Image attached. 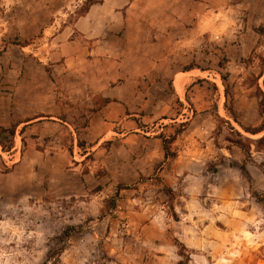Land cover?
Returning a JSON list of instances; mask_svg holds the SVG:
<instances>
[{"label": "rangeland", "instance_id": "374dc122", "mask_svg": "<svg viewBox=\"0 0 264 264\" xmlns=\"http://www.w3.org/2000/svg\"><path fill=\"white\" fill-rule=\"evenodd\" d=\"M88 1L0 0V125L9 112L62 120L16 132L10 152L0 145V264H264V147L248 159L225 122L262 136L227 109L244 126L262 122L251 85L264 88V0H93L105 3L101 33L120 11L183 40V92L158 83L154 102L147 83L117 88L130 98L113 102L133 116L112 128L93 122L100 92L77 99L80 77H64L80 44L97 45L76 28ZM161 137L174 139L176 157L165 158ZM120 185L129 189L118 196Z\"/></svg>", "mask_w": 264, "mask_h": 264}, {"label": "crops", "instance_id": "0c3cea01", "mask_svg": "<svg viewBox=\"0 0 264 264\" xmlns=\"http://www.w3.org/2000/svg\"><path fill=\"white\" fill-rule=\"evenodd\" d=\"M103 6H105L104 2L91 6L88 12L76 22V28L81 32L82 37L88 40L98 39L97 45L90 51L82 44L78 48L77 41L74 39L67 44H72V48L77 46L80 51V54L70 59L72 62H76V66H71L69 71L65 67V78L68 76L80 77V80L74 83V87L78 89L70 93L78 99L83 98L84 94H89V92H100L102 98L119 99L124 102L125 98H130V95L123 93L120 96L116 92L117 88L131 86V90L135 94L137 91L145 92L139 85L144 86L147 83L149 90L146 92L150 93L149 99L156 102L158 101L156 86L158 83L170 81L172 86L177 88L175 84L176 77L180 74L177 71L180 66V42L183 41L180 39V32L178 34L173 27H169L165 23L159 28L139 24L138 20L145 19L143 13L136 15L130 13L128 16H124L122 12L116 11L110 12L115 16L116 22H112L101 33L100 27L96 24L95 9ZM102 36L103 39H100ZM112 42H119L121 47L119 49L111 48L109 44ZM90 56H93L90 59L91 67L87 65ZM109 63L112 64V67H108ZM89 73L92 76L91 80L84 79ZM116 82L121 84L113 87L112 85ZM167 85L168 83L166 88ZM83 90L88 91L83 92ZM77 92L79 95H76ZM175 92L178 96V91ZM44 114L47 113L31 111L26 114H16L9 112L7 113L8 118L0 126L10 128L17 125L16 132L19 133L21 129H24L23 136H26L29 129L34 130L37 126L44 124L42 122L44 119L54 118L62 122L56 117H48ZM126 114L127 108L124 103L111 102L94 114L93 122H99L102 119L106 128H112V126L118 125V121L124 119ZM129 116L133 115L127 114V118ZM32 134H37V132ZM41 140H44L42 136H32L33 143H41ZM25 141L29 142V138L25 137Z\"/></svg>", "mask_w": 264, "mask_h": 264}, {"label": "trees", "instance_id": "16d2710c", "mask_svg": "<svg viewBox=\"0 0 264 264\" xmlns=\"http://www.w3.org/2000/svg\"><path fill=\"white\" fill-rule=\"evenodd\" d=\"M97 3H102V1H93V0H89L88 1V7L81 12L79 15L84 16L88 10L90 9V7L93 4H97ZM256 31L262 35H264V28L263 29H256ZM259 59H261V61L263 62L261 65L262 68V74L261 77L264 76V57L259 56ZM263 86H264V80H263ZM251 87H255V92H254V97L257 98L258 100V104H259V114L262 118V122L260 124L259 127L254 128V127H247L244 126L240 123L238 116L236 114V111L233 108H228L227 112L230 115V117L239 124V126L244 130V132L250 134L251 136H258V135H262L261 137L257 138V139H253L249 136H245L243 135L241 132L237 131V129H235V127H233V125L229 122V121H225L226 124L229 127V130L232 133V136L235 137H229L228 140L231 141L232 143H234V145H236L238 148H240L244 154L246 155V157L248 159H252V145H255L257 149L264 147V88L261 86V84L259 83V79H256L255 77V82L251 85ZM229 97V95H228ZM111 102H113L112 99L110 98H104L102 100V104L101 107H104L108 104H110ZM188 125L187 122L182 124V129H179V134L181 132H183L185 130V127ZM0 134H8V136L10 137V143L8 145H6L3 141L0 140V145L3 147L4 151H8L10 152L13 147H14V138L16 136V128L15 127H11V128H5V127H0ZM162 141H163V149H164V156L166 159L169 158H174L176 157V153H174L172 151L171 145L173 143V138H166V137H161ZM84 146V145H81ZM244 170H246V167H243ZM124 189H129V187L125 186V185H120L118 188V192L117 195L119 196L121 190ZM170 189H166L165 193L167 195L170 194ZM115 206V203L114 205ZM70 232H72L73 230H75V228H70L69 229ZM70 232L68 231L67 233L70 234ZM47 264V263H45ZM178 264H187L186 261H180Z\"/></svg>", "mask_w": 264, "mask_h": 264}, {"label": "bare ground", "instance_id": "6f19581e", "mask_svg": "<svg viewBox=\"0 0 264 264\" xmlns=\"http://www.w3.org/2000/svg\"><path fill=\"white\" fill-rule=\"evenodd\" d=\"M183 81L185 80H182L180 76H178L176 79V87L179 92H183V89H184Z\"/></svg>", "mask_w": 264, "mask_h": 264}]
</instances>
